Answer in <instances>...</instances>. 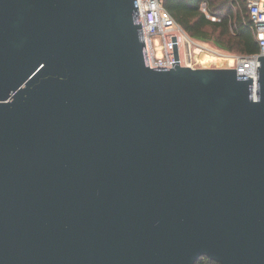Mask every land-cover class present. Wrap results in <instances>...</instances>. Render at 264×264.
<instances>
[{
    "label": "water",
    "instance_id": "obj_1",
    "mask_svg": "<svg viewBox=\"0 0 264 264\" xmlns=\"http://www.w3.org/2000/svg\"><path fill=\"white\" fill-rule=\"evenodd\" d=\"M172 66L137 0H0V264H264V53Z\"/></svg>",
    "mask_w": 264,
    "mask_h": 264
},
{
    "label": "built area",
    "instance_id": "obj_2",
    "mask_svg": "<svg viewBox=\"0 0 264 264\" xmlns=\"http://www.w3.org/2000/svg\"><path fill=\"white\" fill-rule=\"evenodd\" d=\"M245 2L261 45V51L251 55L226 53L191 36L166 9L163 0H137L149 67H173L172 62L176 61L192 68L235 67L239 75L253 77L256 87L258 56L264 53V0ZM200 9L206 17L220 20L210 12L206 0L201 2ZM201 54L217 59L202 58ZM230 59L232 62L227 64Z\"/></svg>",
    "mask_w": 264,
    "mask_h": 264
},
{
    "label": "trees",
    "instance_id": "obj_3",
    "mask_svg": "<svg viewBox=\"0 0 264 264\" xmlns=\"http://www.w3.org/2000/svg\"><path fill=\"white\" fill-rule=\"evenodd\" d=\"M203 0H163L166 9L193 37L202 39L230 54L251 55L261 45L245 0H206L212 20L201 11ZM196 264H218L204 256Z\"/></svg>",
    "mask_w": 264,
    "mask_h": 264
},
{
    "label": "bare ground",
    "instance_id": "obj_4",
    "mask_svg": "<svg viewBox=\"0 0 264 264\" xmlns=\"http://www.w3.org/2000/svg\"><path fill=\"white\" fill-rule=\"evenodd\" d=\"M201 57H202V58L207 57V58H211V59H212V58H213V59H214V58L217 59L216 57H214V56H212V55H206V54H201ZM230 61L232 62L231 59H230Z\"/></svg>",
    "mask_w": 264,
    "mask_h": 264
},
{
    "label": "rangeland",
    "instance_id": "obj_5",
    "mask_svg": "<svg viewBox=\"0 0 264 264\" xmlns=\"http://www.w3.org/2000/svg\"><path fill=\"white\" fill-rule=\"evenodd\" d=\"M195 38L198 39V40H200V41L206 42V41H204V40H202V39H199V38H197V37H195Z\"/></svg>",
    "mask_w": 264,
    "mask_h": 264
},
{
    "label": "crops",
    "instance_id": "obj_6",
    "mask_svg": "<svg viewBox=\"0 0 264 264\" xmlns=\"http://www.w3.org/2000/svg\"><path fill=\"white\" fill-rule=\"evenodd\" d=\"M226 63L228 64V63H231V61L229 60V61H226Z\"/></svg>",
    "mask_w": 264,
    "mask_h": 264
}]
</instances>
